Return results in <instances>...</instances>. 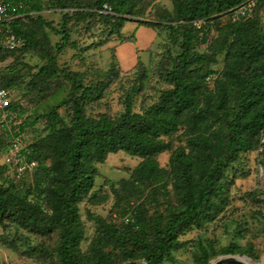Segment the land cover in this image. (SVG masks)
<instances>
[{
  "label": "trees",
  "instance_id": "obj_1",
  "mask_svg": "<svg viewBox=\"0 0 264 264\" xmlns=\"http://www.w3.org/2000/svg\"><path fill=\"white\" fill-rule=\"evenodd\" d=\"M144 1L53 0L55 6L73 8L74 12L72 15L66 13L61 30L52 26L62 34V42L57 45V54H47L48 63L40 68L39 75L47 82L56 77L67 82L68 91L61 102L68 104L72 123L60 124L63 123L58 113L61 105H56L47 113L54 126L46 140L52 153V164L39 163L40 153L36 145L30 146L32 152L29 154V158L38 161L32 188L50 200L52 211H42L40 204L29 201L19 190L0 188V226L6 230L12 223H17L42 235H51L60 229L61 264H104L96 257L87 259L80 251L83 229L79 204L94 186L97 164L104 163L110 153L124 150L143 158L134 170L135 181L160 184L172 176L180 193L177 210L164 220L156 217L150 223L149 237L139 233L149 230L142 205L135 207V213L132 211L123 217L132 223V229L127 231L102 216L95 217L98 226L93 244L97 249L103 251L105 245L118 248L129 244L146 264L175 261L176 252L186 245V241L180 238L183 232L195 226L204 227L214 219L213 210L218 199L223 202L227 196L225 176L229 177L225 172L241 153L259 152L263 147L259 162L264 165V26L257 18H234L233 12L247 0H172L173 14L167 12L158 22H140L167 28L173 36V43L180 49L175 56L170 55L173 68L165 73V80L172 87L163 90L159 100L144 112L134 110L133 89L127 94L125 111L120 116L101 113L99 117H93L87 114L88 108L94 106L89 104L107 90L113 72H108L103 80L85 85L81 72L59 66L58 54L64 46L76 45L71 41L70 18L98 16L96 21L105 25L109 35L114 36L121 34L125 15H135L137 4ZM25 9L40 11V0H32ZM227 14L230 19L223 24L221 18ZM37 21L40 25L46 23L41 16ZM17 22L15 32L25 38V47L32 44L34 27L24 28ZM214 30L218 32L215 40L212 39ZM121 39L137 41L134 35ZM205 44H208L207 51L200 52L198 47ZM224 52L226 59L221 76L215 79V89L207 90L203 85L205 77L217 71L209 69L202 73L201 65ZM231 101L233 103L227 105ZM13 107L11 103L10 110ZM56 124L60 126L56 127ZM25 126L27 124L20 130ZM180 126L188 127V149L180 146L174 151L169 168L160 167L158 155L167 149L163 137L177 132ZM20 133L11 131L8 144L14 134ZM26 178L17 181L12 176L19 184ZM89 198L97 202L95 196ZM2 242L7 243L4 237ZM238 249L235 243H230L222 252L236 253ZM199 260L201 264L208 262L206 248Z\"/></svg>",
  "mask_w": 264,
  "mask_h": 264
},
{
  "label": "rangeland",
  "instance_id": "obj_2",
  "mask_svg": "<svg viewBox=\"0 0 264 264\" xmlns=\"http://www.w3.org/2000/svg\"><path fill=\"white\" fill-rule=\"evenodd\" d=\"M40 2V11L23 9L14 22L18 20L17 23L24 28L34 27V42L16 51L0 47V84L10 90L14 105L6 118L0 116V188L19 190L29 201L40 204L42 211L50 213V200L32 188L34 173L26 175L21 184L16 183L12 179L13 169L5 161L9 133L20 131L30 146H38L39 163L51 165L52 153L46 140L54 131V126L47 113L56 105H61L58 113L63 123L60 124L72 123L68 104L61 102L68 91L67 82L58 77L50 82L44 81L39 70L48 63L47 54H57V45L62 42V34L52 26L61 30L66 13L72 15L74 9L57 7L53 0ZM105 9L110 11L109 8ZM135 11V15H125L121 34L114 36L109 35L105 25L96 21L98 16H75L69 20L71 41H75L76 45L64 46L58 54L59 66L68 71L81 72L85 85L103 80L108 72H113L111 81H106L107 90L89 104L94 105L88 108L87 114L90 116L99 117L101 113L120 116L125 111L127 94L133 89L134 110L144 112L159 100L163 90L172 87L166 82L165 73L173 68L170 55L175 56L180 49L173 43V36L167 28L140 22H158L164 19L167 12L173 14L174 2L146 0L137 4ZM38 16L46 21L44 25L37 21ZM245 18H257L264 26V0H259ZM229 19L230 15L227 14L222 16L221 21L225 24ZM132 35L137 38L135 43L121 39L122 36ZM217 37L218 32L214 30L212 39ZM207 45L198 47V50L207 51ZM225 59L226 52L216 55L215 60L211 57L209 62L201 65L202 73L209 69L217 71L205 77V89H215V79L220 78ZM32 121L34 123L30 124ZM25 124V129L20 130ZM59 126L56 124V127ZM215 127L219 128L218 123H215ZM187 128L180 126L177 132L163 137L167 149L158 155L160 167L169 168L171 157L180 146L188 149ZM219 139L223 142L221 137ZM258 159L260 154L254 150L240 154L239 159L225 172L229 177L225 176L227 196L223 202L218 199L217 207L213 210L214 219L204 227L195 226L183 232L180 238L186 241V245L176 252L175 261L164 264H201L199 256L204 254V248L209 258L206 264L227 255L239 258L248 256L251 263L264 264V173L259 170ZM141 161L143 158L120 150L108 154L104 163L97 164L94 186L79 204V220L83 229L80 251L87 259L96 257L104 264H125L129 261L146 264L139 252L129 244L118 248L105 245L103 251L97 249L93 244L98 226L95 217L102 216L119 229L127 231L132 229V223L123 217L132 211V214L135 213V207L142 205L149 230L139 233L149 237L150 223L156 217L166 219L179 207L180 193L172 176L160 184L134 180V170ZM91 196H95L97 202L91 200ZM3 237L6 244L2 242ZM60 237V229L51 235H42L17 223H12L6 230L0 226V264H61ZM230 243H235L238 251L223 253L222 249Z\"/></svg>",
  "mask_w": 264,
  "mask_h": 264
},
{
  "label": "built area",
  "instance_id": "obj_3",
  "mask_svg": "<svg viewBox=\"0 0 264 264\" xmlns=\"http://www.w3.org/2000/svg\"><path fill=\"white\" fill-rule=\"evenodd\" d=\"M32 0H0V47L8 51L22 49L26 45V40L18 35L14 29L15 18L20 11L28 7ZM256 6V0H247L240 4L233 12L234 18L239 16H248ZM105 8H108L105 5ZM12 103V95L7 87L0 86V113L3 118L8 116ZM264 143V139L262 141ZM263 147L259 149V153ZM32 152L30 145L24 140V136L14 134L7 148L5 161L13 169V177L17 181L23 179L26 175L33 174L38 165V161L29 158ZM258 167L261 173H264V165L259 162Z\"/></svg>",
  "mask_w": 264,
  "mask_h": 264
},
{
  "label": "water",
  "instance_id": "obj_4",
  "mask_svg": "<svg viewBox=\"0 0 264 264\" xmlns=\"http://www.w3.org/2000/svg\"><path fill=\"white\" fill-rule=\"evenodd\" d=\"M248 256H243L242 258L236 257L235 255H227L224 257H221L217 261L211 262L209 264H223V263H228V264H254L249 261ZM125 264H139L137 261H129Z\"/></svg>",
  "mask_w": 264,
  "mask_h": 264
}]
</instances>
